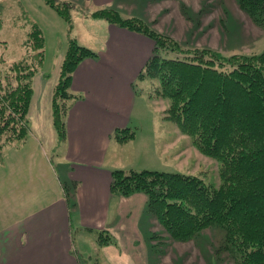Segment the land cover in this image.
Segmentation results:
<instances>
[{
	"label": "crops",
	"instance_id": "1",
	"mask_svg": "<svg viewBox=\"0 0 264 264\" xmlns=\"http://www.w3.org/2000/svg\"><path fill=\"white\" fill-rule=\"evenodd\" d=\"M65 1L86 12L113 4L120 14L140 18L152 27L160 16V11H150L154 0ZM16 2L31 18L23 15L43 30L45 43V25L59 24L62 29L61 17L44 0ZM0 3H6L8 17L7 6L12 0ZM21 15L16 10L15 18L23 19ZM87 20L92 23H80L72 35L97 56L82 60L71 73L69 91L77 97L69 102L65 115L64 141L57 140L51 115L53 89L68 44L59 33L53 69L43 63L32 80L27 137L2 149L0 264H139L134 252L126 254V217L140 210L145 220L149 213L157 221L148 210L144 193L123 197L111 191L115 169L159 171L177 159L174 130L169 141L170 128L154 108V99L135 89L153 41L107 21L84 16L83 21ZM17 26L26 29L24 22ZM249 28L244 35L255 40L263 33L251 35ZM227 48L242 53L234 46ZM123 128L133 136L120 142L115 131ZM139 227L140 232L145 230L141 223ZM103 237L112 241L101 245L98 240ZM137 241L132 240L134 246Z\"/></svg>",
	"mask_w": 264,
	"mask_h": 264
},
{
	"label": "trees",
	"instance_id": "2",
	"mask_svg": "<svg viewBox=\"0 0 264 264\" xmlns=\"http://www.w3.org/2000/svg\"><path fill=\"white\" fill-rule=\"evenodd\" d=\"M237 1L254 23L264 24V0ZM44 3L73 26L74 7L68 1ZM85 17L153 40L151 55L137 79L151 80L148 96L168 101L163 119L175 122L203 155L219 164L216 185L189 173L115 169L111 191L123 197L144 193L148 210L174 241H189L209 226L219 225L225 231L224 247L234 249L233 264H264V49L224 55L211 48H184L140 18L123 17L108 6ZM29 22L23 57L10 62L0 75V159L6 145L24 140L29 132L32 80L43 64L45 46L43 30ZM172 52L175 57L169 56ZM96 54L69 38L51 99L52 125L59 141L66 137L69 102L77 97L69 91L71 73ZM132 136L127 128L115 131L120 142ZM98 241L105 245L112 239Z\"/></svg>",
	"mask_w": 264,
	"mask_h": 264
},
{
	"label": "rangeland",
	"instance_id": "3",
	"mask_svg": "<svg viewBox=\"0 0 264 264\" xmlns=\"http://www.w3.org/2000/svg\"><path fill=\"white\" fill-rule=\"evenodd\" d=\"M16 1L12 0V4L7 6L8 17H5L6 8L4 4L6 3H0V58L3 60V62L0 61V75L6 72L5 68L10 65V62L20 60L24 55L23 42L27 33L25 34V28L18 27L17 24L25 21L24 19L15 18V12L17 10L19 13L27 14L30 18L31 16ZM154 1L152 2L153 8L150 11L151 13L153 9L154 12L160 11V16H158L154 27L148 23L147 25L154 31L170 37L184 48H211L224 55L238 54L227 48L232 46L235 47L236 52H242L239 54L259 53L264 49V24L254 23L253 19L240 8L237 0ZM68 3L74 7V11L71 10L72 27H69V22L62 18H60L62 29L59 24L51 27L49 25L44 26L47 37L43 63L51 69H53L54 60L59 49V33L62 41L65 38L68 42L69 38L74 37L72 35L73 28L77 29L82 22L83 24L92 23L89 20L83 21L85 13L88 14L96 8L104 6L117 8L113 4H106L92 7L86 12V9L83 10L74 2L68 1ZM121 15L132 17L125 14ZM159 19L160 22H158ZM29 21L25 23L26 27L31 25ZM248 26L251 27V35L255 36L257 31L263 33L256 40L253 37L250 38L244 35V32L250 30V28L247 30ZM155 27L163 31H158ZM169 56L175 57L176 53H169ZM152 86L151 80L147 78L137 79L135 89L144 91L146 94ZM167 106L168 101L166 99L154 98V108L160 112L165 126L170 128L169 141L175 135L177 159L171 162V152L169 157L170 166L160 168L159 171L200 175L207 182L218 184L220 182L218 162L203 155L193 145L191 138L179 130L175 122L163 119V113ZM173 130L174 135L172 134ZM144 217L140 215V210L133 216L126 217V224H128L126 226L128 229L126 254L130 256L134 252L133 255L137 256L138 261H140L139 264H233L234 249L231 246L229 248L224 247L226 244L224 241L225 231L219 225H211L193 239L179 242L170 239L167 232L151 214L147 213L146 220ZM140 223L145 226L143 232L139 230ZM143 233L144 236L141 238ZM133 239L138 240L135 244L136 247L132 242Z\"/></svg>",
	"mask_w": 264,
	"mask_h": 264
}]
</instances>
